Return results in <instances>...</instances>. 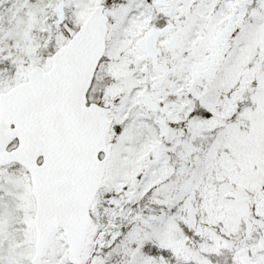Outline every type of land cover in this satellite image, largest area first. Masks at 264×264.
<instances>
[{
  "label": "snow or ice",
  "instance_id": "obj_1",
  "mask_svg": "<svg viewBox=\"0 0 264 264\" xmlns=\"http://www.w3.org/2000/svg\"><path fill=\"white\" fill-rule=\"evenodd\" d=\"M0 264H264V0H0Z\"/></svg>",
  "mask_w": 264,
  "mask_h": 264
}]
</instances>
